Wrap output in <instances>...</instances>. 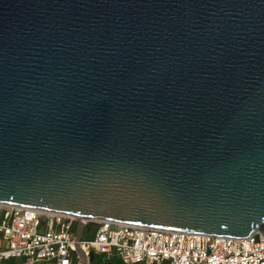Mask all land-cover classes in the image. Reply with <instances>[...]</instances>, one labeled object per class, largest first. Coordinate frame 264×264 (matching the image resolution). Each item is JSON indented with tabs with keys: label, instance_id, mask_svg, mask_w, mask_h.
<instances>
[{
	"label": "water",
	"instance_id": "obj_1",
	"mask_svg": "<svg viewBox=\"0 0 264 264\" xmlns=\"http://www.w3.org/2000/svg\"><path fill=\"white\" fill-rule=\"evenodd\" d=\"M0 202L264 235V0H0Z\"/></svg>",
	"mask_w": 264,
	"mask_h": 264
},
{
	"label": "built area",
	"instance_id": "obj_2",
	"mask_svg": "<svg viewBox=\"0 0 264 264\" xmlns=\"http://www.w3.org/2000/svg\"><path fill=\"white\" fill-rule=\"evenodd\" d=\"M82 221L95 229L77 239L75 215L0 202V264H83L93 252L124 264H264L262 233L240 238Z\"/></svg>",
	"mask_w": 264,
	"mask_h": 264
},
{
	"label": "rangeland",
	"instance_id": "obj_3",
	"mask_svg": "<svg viewBox=\"0 0 264 264\" xmlns=\"http://www.w3.org/2000/svg\"><path fill=\"white\" fill-rule=\"evenodd\" d=\"M94 229H95V225L94 224H88L87 226L85 225L84 236H86L88 233L92 232ZM98 254L99 255L96 256V259H101L102 261H104L105 259L108 258V256L106 254H103V253L102 254L98 253ZM112 263L113 264H124L123 260L121 258H119V257H114V261Z\"/></svg>",
	"mask_w": 264,
	"mask_h": 264
},
{
	"label": "crops",
	"instance_id": "obj_4",
	"mask_svg": "<svg viewBox=\"0 0 264 264\" xmlns=\"http://www.w3.org/2000/svg\"><path fill=\"white\" fill-rule=\"evenodd\" d=\"M99 255L98 252H93L92 255L89 257V262L88 263H83V264H113L112 262L114 261V257L110 258L108 257L104 261L101 259H96V256ZM97 262V263H96Z\"/></svg>",
	"mask_w": 264,
	"mask_h": 264
},
{
	"label": "trees",
	"instance_id": "obj_5",
	"mask_svg": "<svg viewBox=\"0 0 264 264\" xmlns=\"http://www.w3.org/2000/svg\"><path fill=\"white\" fill-rule=\"evenodd\" d=\"M91 235H92V232L88 233L86 236H91ZM86 236H85V237H86Z\"/></svg>",
	"mask_w": 264,
	"mask_h": 264
}]
</instances>
